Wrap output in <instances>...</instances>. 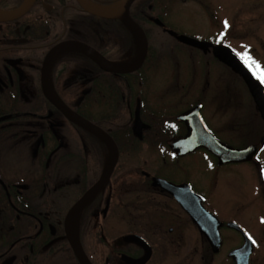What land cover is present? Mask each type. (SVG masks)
<instances>
[{"label":"flooded vegetation","instance_id":"flooded-vegetation-1","mask_svg":"<svg viewBox=\"0 0 264 264\" xmlns=\"http://www.w3.org/2000/svg\"><path fill=\"white\" fill-rule=\"evenodd\" d=\"M120 1L89 0L104 8L117 7ZM190 1L206 12L203 18L211 27L224 21L215 15L210 0ZM179 4L180 0L132 2L129 14L144 32L148 50L138 68L124 73L109 69H128L119 64L128 65L138 45L120 20L78 18L80 27L63 28L62 41L52 47L73 41L96 53L92 57L65 51L48 70V87L83 124L72 122L44 95L41 68L52 47L42 59L38 51L22 52L20 59L0 56V264H82L69 238L90 264H245L244 237L228 227L230 223L253 241L248 264H264V233L254 237L237 218L222 219L213 199L220 178L229 180V167L256 163L264 149V119L242 77L214 56V47L230 48L222 42L227 35L218 30L216 37L200 36L169 25ZM23 16L0 22V30L8 26L5 31L13 29L20 36L16 46L23 41L16 29ZM49 27L44 31L47 38L56 33L54 25ZM182 35L210 46L191 47L179 40ZM172 44L193 49L221 71H203L204 82L197 84L174 82L180 68L167 50ZM188 74L181 73L182 79ZM166 76L171 83L161 81ZM223 76L243 84L253 102L255 116L248 131L238 127L241 122L232 121L231 128V123L216 119L221 87L211 78ZM24 88L34 91L31 101ZM222 90L231 95L235 88ZM200 120L221 143L235 149L254 145V157L219 164L209 149L196 145L203 135ZM235 126L238 131H233ZM96 186L90 202L66 222L72 207ZM194 199L221 223L219 245L210 242L187 210L195 209ZM261 217L264 226V214ZM208 219L201 222L214 229Z\"/></svg>","mask_w":264,"mask_h":264},{"label":"rangeland","instance_id":"rangeland-1","mask_svg":"<svg viewBox=\"0 0 264 264\" xmlns=\"http://www.w3.org/2000/svg\"><path fill=\"white\" fill-rule=\"evenodd\" d=\"M210 2L214 4L215 15L224 19L223 22H216L211 27L206 24L207 21L203 18V15L206 16L205 11L201 13L200 7L190 0H180L177 8H173L169 25L175 31L200 36L214 35L216 37V32L219 30L222 34L227 35L225 36L227 38H224L222 42L227 43L230 48L240 53L241 59L252 68L261 82L260 77L264 76V0H210ZM152 45V49L156 50V44ZM171 47L167 46V50L175 55V59H177L175 66L180 68V72L177 71L180 75L173 80L174 82L197 84L204 82V78L201 76L203 71H221L217 64L201 54L192 53L193 49L191 48H182L173 44ZM186 72L189 74L184 80L181 73L185 77ZM191 73H193L194 80ZM211 80L217 82L221 87L216 96L217 102L218 98L221 99V103L218 102L216 119L223 123L236 121V125L241 122L238 127L243 128V131H248L253 124L255 107L245 91L244 85L224 76L220 80L214 81L215 78H211ZM161 81L171 83L172 79L166 76ZM261 84L264 87V82ZM228 85L230 87L234 85L235 88L231 95H227L222 90ZM22 92L31 93L27 101L32 100L34 91L24 88ZM213 122L217 123L215 119ZM233 125L234 123H231L230 127L232 128ZM233 129V131H238L236 126ZM234 140L231 139V141ZM238 140L236 139L237 144L236 142L234 144L238 145ZM227 172L230 175L229 180L224 183L220 178L218 189L214 192L215 197L213 199L217 214L225 220L228 217L237 218L240 220V224L254 237L257 233H264L262 232L264 226H260L262 223L261 216L264 214V149L258 154L256 163H251L248 166L232 165ZM206 176L208 179L210 174H206ZM200 182L203 181L200 180ZM199 185L202 184L199 183ZM261 253L263 256L260 258L262 257L264 262V250Z\"/></svg>","mask_w":264,"mask_h":264},{"label":"water","instance_id":"water-1","mask_svg":"<svg viewBox=\"0 0 264 264\" xmlns=\"http://www.w3.org/2000/svg\"><path fill=\"white\" fill-rule=\"evenodd\" d=\"M133 1L134 0H121L116 8H113L111 10H105L104 7H98L93 4L90 5V3H87L85 0H76L80 8L92 16L103 18V19H109V20H120L124 25H126L132 30L137 40V45H138L137 56H135L131 64L128 67H126L128 69H123L120 66H115V67L112 66V68L109 69L110 71L112 70L118 73L133 71L136 68H138L146 58V54L148 50L146 36L144 32L142 31V29L139 27V25L130 17V14H129V8ZM34 2L35 0H25L23 4L15 10H12V11L0 10V13L7 14V16L5 17H0V22H9V21L18 19L19 17L23 16L29 11V9L32 7ZM179 40L184 44L197 47V48L210 46V44L208 43L197 41L195 39H192L186 36H180ZM69 50L85 52L87 54H90L92 57L93 56L95 57L96 55V53L91 48L79 42H73V41L63 42V43H60L52 47L47 52L43 60L42 68H41L42 89H43L45 97L48 100L52 101L56 105V107L68 119H70L72 122L76 124H83V122L85 121L82 120L78 115L70 111L57 98L55 93L48 87V70H49V67L51 66V63L54 61V59L59 54L65 51H69ZM213 53L217 59H219L221 62L226 64L228 67L235 70L242 77L243 81L245 82L253 98V101L256 107H258L259 112L262 118L264 119V87L261 84V82L258 80L252 68L248 64H246L236 53H234L229 48L222 47V46H216L213 48ZM201 123H202L201 130L203 132V135L198 138V144L196 145L206 147L207 149H209L218 158L219 164L248 162L254 157L256 153V147L254 145L247 146L244 149L232 148L224 143L217 141L211 135V133L206 129L204 123L202 121ZM186 140L189 141L190 139L187 138ZM261 144L262 145L264 144V138L262 139ZM97 191L98 190L96 186V187H93V189H91L86 195H84L82 199L78 201L69 211L68 215L66 216V222H69L70 219H72V217L76 215V213L81 211L90 202V200L93 198V196L95 195ZM193 201H194L195 209L187 208V210L189 211L192 218L198 223L200 231L208 237L210 242L211 243L217 242L219 245L220 237H219L218 229L221 223H219L216 218L209 215L210 213L207 212L201 206L200 203H196L195 199ZM205 217L209 218L208 220L212 221L215 224L214 229H206L205 227L206 225L204 226V224L201 222V219L202 220L206 219ZM228 227L235 228L236 230L242 233L244 240H245V243L243 246V251L244 252L246 251L245 264H248L249 257L253 251L252 239L245 232V230H243L240 226L230 223L228 224ZM69 240L71 242L72 247L75 249V253L77 254V257L79 258L81 263L90 264L88 260L86 259V257L84 256L83 252L81 251L79 245L76 242H74L72 238H69ZM77 246L79 248V251L77 249Z\"/></svg>","mask_w":264,"mask_h":264},{"label":"trees","instance_id":"trees-1","mask_svg":"<svg viewBox=\"0 0 264 264\" xmlns=\"http://www.w3.org/2000/svg\"><path fill=\"white\" fill-rule=\"evenodd\" d=\"M24 1L25 0H0V10H15L19 8ZM110 2L111 1L105 3L108 4ZM77 8V3L74 0H37L28 13L22 17L21 25L16 27L17 32L21 35V39L23 40L22 43L16 46V43H19L17 38H20V36H17L18 34L15 33V30L10 29L5 31V28L8 26H4V30H0V56L3 55L2 57L6 59L14 57L20 59L21 55L19 54L22 52L31 51L35 53L38 51L41 53L40 57L42 59V55L45 54L54 44L60 42V40L62 41L59 35L64 31L63 28L71 29L80 27L78 21L81 19H98L84 13L83 11L76 10ZM37 23L39 27H41L39 36H36L35 33V25ZM50 25H54L56 33L54 37L47 38L44 31L48 30ZM26 27L32 28L33 31H25ZM36 44L40 51L37 49L35 51L33 50V46ZM40 57L38 61L39 65L41 63ZM28 59L32 58L28 57ZM4 113L7 114L8 112Z\"/></svg>","mask_w":264,"mask_h":264},{"label":"bare ground","instance_id":"bare-ground-1","mask_svg":"<svg viewBox=\"0 0 264 264\" xmlns=\"http://www.w3.org/2000/svg\"><path fill=\"white\" fill-rule=\"evenodd\" d=\"M85 1H86L87 3H90L89 0H85ZM90 5H91V3H90ZM113 8H116V7H109V8H104V9H105V10H111V9H113ZM5 16H7V14H4V13L2 14V13H0V17H5ZM134 58H135V57H134ZM134 58H133V59H134ZM132 61H133V60H132ZM132 61H131V62H132ZM131 62H129L128 65H127V64H119V65H122V66L125 65L124 67H128V66L131 64ZM234 71H235V70H234ZM257 109H258V107H257ZM258 111H259V109H258Z\"/></svg>","mask_w":264,"mask_h":264},{"label":"snow or ice","instance_id":"snow-or-ice-1","mask_svg":"<svg viewBox=\"0 0 264 264\" xmlns=\"http://www.w3.org/2000/svg\"><path fill=\"white\" fill-rule=\"evenodd\" d=\"M226 27H227V24H226ZM260 79H261V82H264V76H261Z\"/></svg>","mask_w":264,"mask_h":264}]
</instances>
